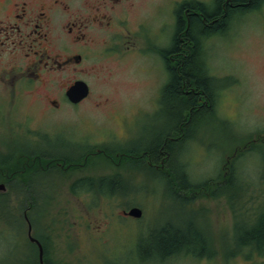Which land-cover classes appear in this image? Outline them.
I'll use <instances>...</instances> for the list:
<instances>
[{
  "label": "rangeland",
  "instance_id": "obj_1",
  "mask_svg": "<svg viewBox=\"0 0 264 264\" xmlns=\"http://www.w3.org/2000/svg\"><path fill=\"white\" fill-rule=\"evenodd\" d=\"M184 1L134 0L129 12L132 32L125 42L114 40L106 30L93 31L89 43L94 51L84 64L89 69L77 72L91 86L89 97L80 106L63 101L58 110L48 111L40 105L41 97L32 94L24 98L13 121L26 118L33 126L52 130L63 143L84 140L78 145L89 142L95 149L112 150L114 157L123 149L137 150L159 140L176 122L172 99L162 93L170 75L160 50L172 44ZM197 1L210 8L215 4ZM224 29L205 36L202 44L212 80L211 110L193 123L169 161L171 171L182 170L181 177L196 189L186 198L163 172L145 162L125 158L116 164L95 154L77 176H112L120 180L114 185L120 190L116 194L100 197L93 190L77 189L81 192L75 195L65 188L34 191L36 209L29 215L32 230L46 241L47 263L264 264V254L255 247H236L264 216V2L234 12ZM75 75L71 70L46 75L41 83L32 82L31 91L38 88L59 98V84L53 79ZM1 129L9 135L7 126ZM227 167L233 180L222 190L215 183L222 184ZM61 179L65 177H42L54 183ZM203 185L206 190L198 194ZM22 200L20 191H0V264L38 261L23 216L28 203L24 206ZM133 206L142 208L141 217L123 214ZM178 229L185 236L201 234L213 255L180 252L162 259L157 246L162 231Z\"/></svg>",
  "mask_w": 264,
  "mask_h": 264
},
{
  "label": "flooded vegetation",
  "instance_id": "obj_2",
  "mask_svg": "<svg viewBox=\"0 0 264 264\" xmlns=\"http://www.w3.org/2000/svg\"><path fill=\"white\" fill-rule=\"evenodd\" d=\"M134 4V0H0V127L7 126L9 129V135L3 129L0 132V151L3 153V156H0V184L5 185L6 191L14 190L20 185L26 190H88L94 182L89 179L79 180L77 175L89 164V156L99 153L112 158L116 164L123 161L118 159L116 162L113 153L106 152L104 148L95 149L89 142L82 147L78 145V142L83 144L84 140L71 139V142L63 143L56 135L51 134L52 130L43 129L39 125L33 126L26 118L17 122L13 120L17 110L20 111L23 107L24 98L32 94L41 97L40 105L48 111L58 110L63 101L71 106H80L89 97L91 86L84 77L78 76L77 72L80 69L86 73L89 69L84 64L94 51L89 43L91 40L93 42V31L106 30L110 35L113 34L114 40L118 37V40L125 42L132 32L129 12ZM188 10H183L187 23L190 21ZM140 26L142 27V24ZM109 41L110 38L108 43ZM104 47L107 51L111 48L109 45ZM163 58L164 62L167 59L170 63L176 60L174 54ZM70 70L73 75H77L65 80L53 79L59 84V98H51L49 92H41L38 88L31 91L32 82L41 83L46 75ZM80 79L88 83L89 94L79 102H72L67 96V90ZM202 103L200 101L196 107ZM204 104H210V101ZM7 122L10 123L7 125ZM22 126H27L26 132ZM182 132L184 133V130ZM172 135L173 131H168L163 139H173ZM20 137L23 141L18 139ZM165 152L159 162L154 161L152 154L147 152L145 162L153 165L155 170H169L166 160L173 156V151ZM115 155L120 158L129 156L130 158H126L131 160L134 153L123 152ZM16 174H22L23 181L15 177ZM46 175H61L65 179H61L62 182L59 183L45 182L42 177ZM225 175L229 179V167ZM215 185L219 187L221 183L217 181ZM206 188L207 186L203 185L201 190ZM32 210L31 204L28 203L23 210V216L28 226L29 242L39 251L37 242L31 241L28 235L29 222L33 227L29 215ZM123 214H126L124 210ZM32 235L44 247L41 235L34 233V229Z\"/></svg>",
  "mask_w": 264,
  "mask_h": 264
},
{
  "label": "trees",
  "instance_id": "obj_3",
  "mask_svg": "<svg viewBox=\"0 0 264 264\" xmlns=\"http://www.w3.org/2000/svg\"><path fill=\"white\" fill-rule=\"evenodd\" d=\"M261 2H264V0H214L215 4L212 8L202 1L186 0L182 2L177 13V25L173 35L172 44L169 47L160 50L161 55L165 58L169 57L170 54H174L176 57V60L173 63H170L169 60L166 59V68L170 78L162 88L164 98L172 99V107L175 109L174 117L176 118V122L169 129V131L173 130V139H163V136H159V140L153 141L154 143L152 142V144L145 146V148H138L137 150L128 149L129 151L123 149L120 154H123V152H133L134 156L132 160L145 162V155L147 152H150L153 160L159 162L163 157V153H166V150L173 151L180 145L193 123H195L198 117L202 116V114L210 111L213 104L212 80L208 73V64L206 59H204L206 53L205 50L202 49V44L204 45L203 38L225 30L224 28H226L229 18L234 12L256 9ZM184 9H189V23L186 22V18L183 15ZM200 101L203 103L197 108L196 106ZM209 101L210 104H204ZM179 126L182 131L184 130V133ZM105 151L113 153L110 149H105ZM96 156L103 157L105 160L113 162V159L105 154L97 153ZM115 157L121 160L126 157L130 158L129 156L120 158L119 155H116ZM171 158L172 157L166 160L168 162V167ZM91 159V156H89L87 162ZM146 165L153 168V165L147 163ZM160 172H163L164 176L170 180L171 184H173L174 190L180 191V194L183 196H186V193L188 194V192L196 189L193 184H188L186 179L181 177L184 176L182 170H177V172H175L171 171L169 168V170H160ZM15 177L23 181L24 176L22 174H16ZM115 177L118 179L117 176ZM229 177L230 178L227 179L226 175L223 176V182L219 186V189L223 186V190L224 186H227L232 182L233 175L231 174ZM86 179L94 182V185L88 190H93L97 196L109 197L120 191L114 187V185H117L115 184L117 183L116 181L119 182L120 180H115L112 176L97 177L96 180L89 176L79 177V180L87 181ZM78 189H82L81 191L86 190L83 188ZM14 190L22 193V203L24 206V203L28 202L31 204L32 209H36L35 203L37 199L34 194V191H37L36 189L26 190L20 185ZM81 191H78L77 189L71 190L75 195H80L79 193ZM202 191H204V189H200L198 194L203 193ZM187 197L188 196H186V198ZM162 232L163 234L157 244L160 250L159 253L162 254V259L180 255V252L195 257H203L206 255L211 257L213 255L210 250H207L205 240L203 241L201 234L185 236L179 229L174 233L166 232V230H163ZM42 239L43 238H41V240ZM43 244L45 252H47L46 241ZM33 247L35 249V254H37L36 246L33 245ZM204 247H206V250H203ZM236 247H248L250 249L255 247L256 251L259 252V255L264 254L263 215L259 216L254 222L252 228L244 233L241 241L236 244ZM252 253L253 251H250L247 256L251 257ZM36 264H40L39 260L36 261Z\"/></svg>",
  "mask_w": 264,
  "mask_h": 264
},
{
  "label": "water",
  "instance_id": "obj_4",
  "mask_svg": "<svg viewBox=\"0 0 264 264\" xmlns=\"http://www.w3.org/2000/svg\"><path fill=\"white\" fill-rule=\"evenodd\" d=\"M88 94H89V85L86 81L81 79L75 81V83L71 85L70 88L67 90V96L72 102H79L80 100L85 98ZM5 190H6L5 185L0 184V191H5ZM124 212L133 217H141L143 210L138 206H133L128 210H124ZM28 235L31 241H35L38 244L39 247L38 257L40 264H48L44 259V247L42 243L32 235V225L30 222H29Z\"/></svg>",
  "mask_w": 264,
  "mask_h": 264
}]
</instances>
